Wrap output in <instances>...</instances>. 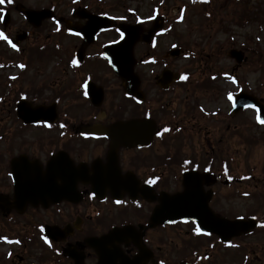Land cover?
<instances>
[{"label":"flooded vegetation","instance_id":"obj_1","mask_svg":"<svg viewBox=\"0 0 264 264\" xmlns=\"http://www.w3.org/2000/svg\"><path fill=\"white\" fill-rule=\"evenodd\" d=\"M173 1L0 5V264H264V208L255 202L264 201V170L243 160L230 101L207 102L189 61L177 64L185 46L169 54ZM24 8L52 9L70 37H54L50 52L49 20L30 21ZM155 17L163 28L134 45L133 66L125 58L133 73L117 74L105 47L123 37L120 26L144 37ZM67 20L95 39L84 44ZM165 71L184 78L167 81ZM180 194L187 218L175 221ZM207 210L259 225L222 238L201 224Z\"/></svg>","mask_w":264,"mask_h":264},{"label":"rangeland","instance_id":"obj_2","mask_svg":"<svg viewBox=\"0 0 264 264\" xmlns=\"http://www.w3.org/2000/svg\"><path fill=\"white\" fill-rule=\"evenodd\" d=\"M23 1L26 5L33 3V0ZM206 8L191 3V0H175L171 4V10H168L172 28L169 38L185 43L188 51V58L177 59V64L184 66L189 61L185 67L191 70V81L201 83L199 87L204 89L200 88L202 97L207 102L225 106L229 93L244 90L264 103V0H215L208 10ZM209 11H216V15L211 17ZM3 12L1 9V14ZM11 15L13 24L22 21L16 10ZM55 25V22L48 21V36L53 37L48 40L50 52L57 49L54 37H70L57 33ZM164 43L165 48L171 42ZM231 49L243 51L246 60L237 63L228 54ZM47 65H55L53 58H48ZM211 73L215 74L213 79ZM236 120L243 160L248 161L249 154L252 155L260 173L264 170V123L257 121L253 108L239 111ZM243 202H240L242 212L248 205ZM255 202L264 208V201L257 199ZM259 212H264V209ZM258 242L264 246L263 235ZM5 251L0 249V252Z\"/></svg>","mask_w":264,"mask_h":264},{"label":"water","instance_id":"obj_3","mask_svg":"<svg viewBox=\"0 0 264 264\" xmlns=\"http://www.w3.org/2000/svg\"><path fill=\"white\" fill-rule=\"evenodd\" d=\"M26 13L30 20L39 17L38 15L39 13L34 12V11H26ZM48 15H49V12H48ZM41 16L45 17L46 15L45 13H43L41 14ZM157 28L158 26H155L152 29V31L156 30ZM124 30L126 31L125 37H123L121 41L118 42L117 44H114L107 48V56L109 57L112 65L117 67L118 73L125 76L127 74H130V72L132 71V70L124 71L123 67L125 66V58L127 57L128 54H129L128 58H131L132 52H133V46L135 42L139 39V37H134V34L130 33L129 30L126 28ZM89 40L90 39H88V41ZM116 49L120 51L121 49H127L128 52L121 54L119 52H116L115 51ZM231 54L235 56L238 59V61L243 60V54L241 51L234 50L231 52ZM133 62L130 61L131 66H133ZM169 75H173V74H169ZM127 88L133 91V89H131L129 86ZM247 106L257 107L260 110V118L264 120L263 104L260 103L257 98L251 95H248L246 93H240L239 96L236 97L235 109L238 110L240 108L247 107ZM175 204H176V213L186 214L188 207L186 206L187 204L185 203L184 194L175 196ZM176 215L177 216L175 218H178L179 216L183 217L179 214H176ZM201 224L206 226L209 230L216 231L221 236L226 237V236H230L231 234H235V233L239 234L242 232H248L249 230H251L252 228L256 226V221L254 219H248V220L238 219V220L230 221V220L221 218L219 216H216L207 210L206 215H202Z\"/></svg>","mask_w":264,"mask_h":264},{"label":"snow or ice","instance_id":"obj_4","mask_svg":"<svg viewBox=\"0 0 264 264\" xmlns=\"http://www.w3.org/2000/svg\"><path fill=\"white\" fill-rule=\"evenodd\" d=\"M5 2H7L8 4H11V3L13 2V0H0V5H3ZM77 35H78V34H77ZM121 36H123V33H121ZM0 37H3V33H0ZM5 38H6V37H5ZM13 47H15V45H13ZM21 67H23V66H21ZM183 78H184V77H182V79H183ZM233 83H235V80H233ZM228 99H229L230 101L233 99L231 93L228 94ZM260 122H261V123H264V120H261ZM165 131H168V129H165ZM158 135H159V133H158ZM146 183H148V184H154L155 181H154V180H148V181H146ZM198 231H199V230H198Z\"/></svg>","mask_w":264,"mask_h":264}]
</instances>
